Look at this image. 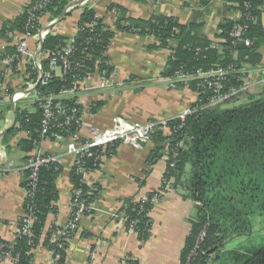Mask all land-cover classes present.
I'll use <instances>...</instances> for the list:
<instances>
[{"label": "trees", "instance_id": "obj_1", "mask_svg": "<svg viewBox=\"0 0 264 264\" xmlns=\"http://www.w3.org/2000/svg\"><path fill=\"white\" fill-rule=\"evenodd\" d=\"M224 1L229 4L230 9L243 15L237 20H223L218 24V35L223 40L220 50L212 47L194 26L180 24L173 16L152 13L146 18H133L123 7L111 4L107 9L114 14V29H111L103 18L97 17L92 9L85 7L77 23L76 35L71 40L73 51L69 57L72 66L79 63L82 67H74L64 76H55L46 85L38 84L35 92L41 97L51 94L58 96L62 91L73 87L76 77L84 78L91 73L95 62H98L100 73L109 75L113 68L103 61L106 59L108 44L116 32L152 36L157 41L154 48L169 50L162 74L170 79L176 78L177 71L191 77L199 69L207 71L216 67L227 68L232 64L235 71L224 81L223 92L239 90L244 86L245 66L253 67L260 62L258 50L264 44L261 23L264 0ZM40 2L41 0H30L13 20L3 23L0 38L6 43V55L15 53L12 39L16 34L27 30L28 11ZM64 8L62 0H49L35 14L43 16L47 13L51 18H57ZM236 24L243 26L242 40L239 41L230 36V31ZM39 26L40 22L36 24V27ZM29 31L34 32V29ZM244 39L249 44H245ZM173 42H176L175 47L172 46ZM66 43L63 37L47 35L41 48L44 52L59 50ZM42 65L45 71L48 70L47 59L42 60ZM27 70L31 71L30 68ZM36 77L33 74L30 78ZM175 88L190 90L198 98L196 104L199 109L187 115L184 121L178 118L168 119V129L160 127L152 133L151 141L155 147L148 153L146 161L150 168L165 155V180L170 181L173 188L185 192L195 205V217L190 222L191 229L185 238L179 264H206L211 255L224 248L233 238L253 234L252 218H264V94L253 96L249 94V90L239 91L228 100L207 106L214 93L203 79L190 78L186 87L182 82L176 81ZM242 94H248L247 101L234 107L224 106ZM193 100L194 98L188 105ZM54 102L61 104L66 110L65 115L56 117L54 124L63 122L68 115L72 119L69 125H52L49 133L60 132L64 136L76 133L82 126V107L76 97H57ZM33 106L32 112L16 107L15 121L18 126L14 125L7 134L15 135L21 131L27 134L26 138L18 142L25 153L24 160L32 154L35 143L41 140L42 109L39 102L34 101ZM72 109L76 110L75 113H72ZM91 112H94V108ZM117 144L107 149L106 156L113 154ZM171 163L172 166H169ZM98 165L91 158L84 159L83 167L86 170H92ZM60 172L61 166L57 164L41 166L34 189L29 179L30 171L22 173V185L28 192L24 210L31 212L34 218L30 226L31 235L18 234L12 246L0 238V245H3L0 248V260L8 252L11 258L17 257V264H34V251L39 245L49 251L59 252L61 258L58 262L63 260L65 250L50 242L51 232L59 227L52 226L43 234L47 215L56 211L53 204L58 194L55 182ZM70 182L73 188L81 190L79 201L83 200L86 204L95 202L100 194L98 188L81 182L77 165L71 167ZM153 193L154 191L149 192L148 195ZM121 203L118 212L125 214L127 224L134 222L138 239L146 240L150 235L152 221L149 211L152 210V204L141 203L136 195ZM73 209L74 206L72 212ZM17 223L19 227L21 219ZM202 230L205 231V237L199 248L193 251L197 236ZM233 263L264 264V244L248 249L243 254L235 253ZM126 264L136 262L129 258L126 259Z\"/></svg>", "mask_w": 264, "mask_h": 264}, {"label": "crops", "instance_id": "obj_2", "mask_svg": "<svg viewBox=\"0 0 264 264\" xmlns=\"http://www.w3.org/2000/svg\"><path fill=\"white\" fill-rule=\"evenodd\" d=\"M30 0H0V28L13 20ZM65 5L57 18L44 14L40 29H47L48 36H60L66 44L77 32V23L83 8L92 9L103 18L111 29L114 14L108 6L123 7L133 18H146L152 13L173 16L180 24H191L206 38L212 47L220 50L223 40L218 35V24L223 20L238 18V11L229 8L224 0H62ZM264 30V11L261 16ZM157 43L152 36L116 32L105 53L112 60L116 84L99 88L101 75L93 73L84 81V88L75 94L67 92L60 97H76L82 107L81 131L89 134L92 129L109 127L113 116H121L131 122L170 119L180 114L195 95L187 88H171L169 77L163 76L169 50L154 48ZM32 46L33 40L29 41ZM176 42L172 43L175 47ZM6 43L0 38V53ZM260 62L253 67L245 66L244 85L252 82L249 94L259 96L264 92V44L258 50ZM103 74V73H102ZM22 70H11L0 64V238L12 240L17 220L24 211L26 197L22 175L13 170L3 172L7 166L18 169L25 153L18 142L26 138L21 131L7 135L15 121L16 102L27 99L20 107L29 112L34 103L35 87ZM10 92V93H9ZM23 97L13 102L14 93ZM247 101L248 94L238 97ZM94 108V112L91 109ZM155 147L151 141L143 150L118 143L113 154L105 157L99 165L86 173L87 184L98 188L99 196L93 204L91 214L82 217L79 227L68 241L65 256L53 262L50 253L42 247L35 249L34 264H122L123 259H133L136 264H179L190 222L195 217L194 202L185 192L170 186L169 191L151 211L153 226L148 238L140 241L129 231L122 220L113 217L120 203L139 192L148 193L160 187L165 155L149 168L146 157ZM39 148L45 154L61 157V172L56 179L57 199L53 202L56 211L47 215L43 234L52 226L66 223L71 214L70 170L74 157L66 153L65 142L43 140ZM145 172H147L145 174ZM94 189V188H93ZM223 250V249H221ZM219 250V251H221ZM91 251L95 254L91 258ZM214 255V254H213ZM215 259L218 256L215 255Z\"/></svg>", "mask_w": 264, "mask_h": 264}, {"label": "built area", "instance_id": "obj_3", "mask_svg": "<svg viewBox=\"0 0 264 264\" xmlns=\"http://www.w3.org/2000/svg\"><path fill=\"white\" fill-rule=\"evenodd\" d=\"M48 1L49 0H41L40 3L35 4V6L28 11V22L26 25L27 30L23 33L16 34L11 42V44L15 47V53L9 55H6L5 52L0 53V64L4 65L6 69L18 71L22 70L24 76L27 78V80H29L28 82L30 86L34 87L38 84L46 85L49 79L55 76H64L74 67H82V65L79 63H75L72 66V62H70L69 60V57L71 56L73 51L71 40L68 44H66L59 50H49L45 52L42 51L41 43L47 36L48 30L36 27V24H39L40 22L41 16H37L35 12L41 10L44 4H46ZM242 15L243 13H240L238 11L237 19H239ZM30 29H34V32H30ZM242 33L243 26H241L240 24H236L230 31V36L235 40L239 41L242 40ZM30 40L34 41V44L32 46L29 44ZM243 41L245 42V44H249V41L247 39H244ZM44 58L48 60V70L46 71L43 69L42 65V60ZM103 63L107 64L108 66H112V60L108 56H106V59L103 61ZM98 67V62H95L94 70L91 73L86 75L84 78L76 77V79H74L72 83L73 87L71 89L62 91L61 94H65L67 92L75 94L77 91L84 88L85 79L93 73H99L101 75L99 88H109L116 84L114 70H112L109 75L106 76L100 73ZM28 68H30L31 71L27 70ZM234 71V66L232 64L229 65L227 68L216 67L207 71L199 69L191 77L183 75L179 71H177L175 72L176 78L169 79V86L171 88H175V82L180 81L186 87L187 81L190 80V78L203 79L209 85V87L212 88V91L214 93V96L209 100V103L207 104V106H211L230 99L239 91L249 90V85H244L239 90L230 89L226 92H223L224 81L228 76L232 75ZM33 74H36L37 76L35 79H31ZM59 95L53 96L51 94L48 96L41 97L39 93L35 92L33 101L39 102V106L42 109L40 129L41 140L39 141V143L43 140L64 141L66 153L74 157L73 165H77L78 172L81 174V182L84 184H87L85 175L88 171H90L86 170L83 167L84 159L91 158L95 163H100L105 157H107V149L113 144L119 142L126 144L132 147L133 149L141 151L148 143L151 142L152 133H154L160 127L163 130L168 129L166 127L168 119L148 120L146 122L140 123L128 121L121 116H113L111 118V123L109 127L103 130L92 129L89 131L88 135L84 134L81 131L82 126L76 133L70 136H64L65 134L60 132L50 134L49 130L52 125H56L57 127L69 125L72 119V117L68 115L65 117L63 122L54 124L57 121L56 117L60 115H65L66 113L65 108L61 104L54 102L57 97H60ZM22 97V93L16 92L11 95L10 99L15 102L16 100ZM197 99L198 98L195 96L192 103L187 105L185 109L175 118H178L180 121H184L187 115L195 113L199 109V106L196 104ZM75 111V109H72V113H75ZM14 125L18 126L16 121ZM39 143H35V149L33 150L32 154H30L28 158L23 161L21 167H19L18 169H13L12 167L7 166L3 169V172L13 170L20 175H22L24 171L29 170V179L33 189L36 187L38 179L37 173L39 168L41 166L51 164L60 165L62 160L59 155L43 153L39 148ZM166 165L167 163L164 164L163 174L167 167ZM169 166H172V163L169 164ZM163 174L160 179V187L155 190L151 196L148 195L149 192H139L136 196L138 201H140L141 203L150 202L153 207L161 201V199L170 189V181H166ZM27 194L28 192L26 191V195ZM80 196L81 190L72 187L71 206H74L75 209H73V212L71 210L70 218L66 223L58 226V229L51 232L50 242L55 243L57 248L59 249H63L65 251L67 250L68 241L71 238V233L73 232V230L79 227L80 219L91 214V211H93L94 202L86 204L83 200L79 201ZM121 204L122 203H120V206ZM87 211H90V213H85ZM151 211L152 210L149 211V216L152 221V229L153 220L151 217ZM112 215L114 218L122 220L125 223L127 229L136 234L134 222H130L127 224V218L125 217V214H123L122 212H118L117 209L115 212H113ZM19 219H21L22 224L18 227V223H16L15 231L13 233V239L9 241L5 240L9 242L11 246L13 244V240L18 234L28 236L31 235L30 226L34 219L32 213L26 212L24 210L22 216ZM151 229L149 230L150 233ZM204 237L205 231L202 230L197 236L193 251L199 248V244L203 241ZM1 247H3V245H0V248ZM38 247H40V245ZM47 251L50 253L53 262H57L61 258L59 252L49 250ZM94 254L95 251H91V258ZM0 264H17V257L11 258L10 254L8 252H5L1 257ZM122 264H126V259L122 260Z\"/></svg>", "mask_w": 264, "mask_h": 264}, {"label": "rangeland", "instance_id": "obj_4", "mask_svg": "<svg viewBox=\"0 0 264 264\" xmlns=\"http://www.w3.org/2000/svg\"><path fill=\"white\" fill-rule=\"evenodd\" d=\"M250 89H253L254 85L252 82L248 83ZM264 94V92L262 93ZM28 103L27 99L16 102V107L20 108L23 105ZM241 99H236L231 101L228 104H225V107H234L239 104H242ZM28 108L34 109L33 105H30ZM252 224L254 226V232L250 236L243 238H233L230 240L223 250L216 252L214 255H211L206 262V264H234V254L239 253L243 254L248 249L259 247L264 244V218H252ZM215 255H218V259H215Z\"/></svg>", "mask_w": 264, "mask_h": 264}, {"label": "water", "instance_id": "obj_5", "mask_svg": "<svg viewBox=\"0 0 264 264\" xmlns=\"http://www.w3.org/2000/svg\"><path fill=\"white\" fill-rule=\"evenodd\" d=\"M41 46H42V43H41ZM14 124H15V121L13 122L12 126H14Z\"/></svg>", "mask_w": 264, "mask_h": 264}]
</instances>
